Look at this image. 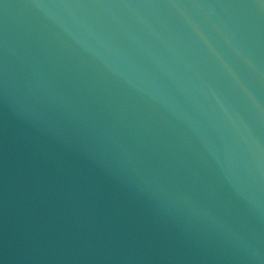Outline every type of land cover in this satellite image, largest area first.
I'll list each match as a JSON object with an SVG mask.
<instances>
[{
  "label": "water",
  "instance_id": "obj_1",
  "mask_svg": "<svg viewBox=\"0 0 264 264\" xmlns=\"http://www.w3.org/2000/svg\"><path fill=\"white\" fill-rule=\"evenodd\" d=\"M0 264H264V0H0Z\"/></svg>",
  "mask_w": 264,
  "mask_h": 264
}]
</instances>
